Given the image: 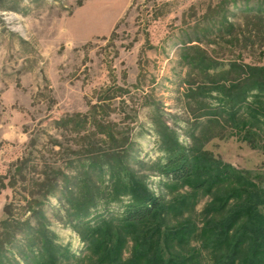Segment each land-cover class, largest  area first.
<instances>
[{
  "label": "rangeland",
  "instance_id": "obj_1",
  "mask_svg": "<svg viewBox=\"0 0 264 264\" xmlns=\"http://www.w3.org/2000/svg\"><path fill=\"white\" fill-rule=\"evenodd\" d=\"M204 55L218 64L209 74L187 62ZM230 61L264 65V0H0V250L22 264L23 231L41 221L68 251L66 264H86L59 188L73 189L82 157L109 150L111 139L153 193L193 199L177 220L200 227L212 196L154 168L162 125L182 147L199 144L261 181L264 136L253 148L209 121L218 104L210 80ZM124 203L99 202L85 220L116 217Z\"/></svg>",
  "mask_w": 264,
  "mask_h": 264
},
{
  "label": "trees",
  "instance_id": "obj_2",
  "mask_svg": "<svg viewBox=\"0 0 264 264\" xmlns=\"http://www.w3.org/2000/svg\"><path fill=\"white\" fill-rule=\"evenodd\" d=\"M187 62H197L205 74L218 66L206 55ZM219 72L215 75L221 79H211L208 89L215 92L218 103L210 123L229 125L258 148L264 136V65L230 61L228 69ZM224 80H229L227 85ZM157 134L164 153L154 166L158 174L168 182L187 184L193 195L212 196L204 222L198 227L190 218L177 220L193 199L168 202L153 193L145 175L129 163L128 151L119 150L123 144L111 139L109 150L82 157V177L73 189L63 186L62 191L58 186L60 201L66 204L70 220L77 221L74 227L86 244V264H264V178L253 179L204 152L199 144L182 147L165 125ZM58 188L52 185L48 193ZM123 199L126 203L116 217L99 219L95 225L85 220L99 202L108 205ZM23 232L25 246L18 253L22 264L70 261L68 251L55 243L41 221ZM129 242L130 254L124 259ZM191 242L197 247L187 252ZM5 250H0V264H20Z\"/></svg>",
  "mask_w": 264,
  "mask_h": 264
}]
</instances>
